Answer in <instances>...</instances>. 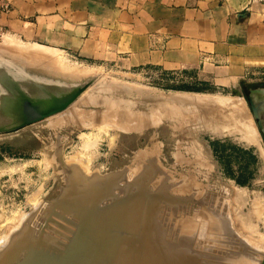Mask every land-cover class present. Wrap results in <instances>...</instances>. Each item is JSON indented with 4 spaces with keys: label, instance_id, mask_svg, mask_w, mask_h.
I'll use <instances>...</instances> for the list:
<instances>
[{
    "label": "rangeland",
    "instance_id": "374dc122",
    "mask_svg": "<svg viewBox=\"0 0 264 264\" xmlns=\"http://www.w3.org/2000/svg\"><path fill=\"white\" fill-rule=\"evenodd\" d=\"M224 197L231 216L264 212V59L83 63L0 32V264H100L104 221L107 248L131 256L122 264H181L172 249L190 211L194 264H239V249L197 234L222 231ZM263 224L255 214L242 232L244 264H264Z\"/></svg>",
    "mask_w": 264,
    "mask_h": 264
},
{
    "label": "crops",
    "instance_id": "0c3cea01",
    "mask_svg": "<svg viewBox=\"0 0 264 264\" xmlns=\"http://www.w3.org/2000/svg\"><path fill=\"white\" fill-rule=\"evenodd\" d=\"M262 0H9L4 36L83 63L264 59Z\"/></svg>",
    "mask_w": 264,
    "mask_h": 264
},
{
    "label": "bare ground",
    "instance_id": "6f19581e",
    "mask_svg": "<svg viewBox=\"0 0 264 264\" xmlns=\"http://www.w3.org/2000/svg\"><path fill=\"white\" fill-rule=\"evenodd\" d=\"M188 101L190 100V99H187ZM187 100L185 99V101L187 102ZM184 101V100H183ZM192 101V100H191ZM190 102V101H189ZM192 103V102H191ZM60 108V107H59ZM23 109V108H22ZM20 113V114H19ZM22 113L23 112H21V110L18 112V114H19V118H21L22 117ZM25 115V113L23 114V116ZM24 118V117H23ZM22 118V119H23ZM202 120V119H201ZM147 124V123H146ZM125 126V125H124ZM153 136H156L155 134H153ZM154 137H152V139H153ZM255 139V138H254ZM253 139V137L251 136V137H249V138H245V140L244 141H246L247 142V140H248V143H249V141H250V143L249 144H252V142L253 141H255ZM156 140V139H155ZM154 140V141H155ZM149 142V144L151 145L152 143L150 142V141H148ZM157 142V141H156ZM155 142V143H156ZM154 143V144H155ZM158 143V142H157ZM151 145V146H156V145ZM156 148H157V146H156ZM156 151V150H155ZM164 153V152H163ZM143 154V153H142ZM152 155V154H151ZM154 156V155H153ZM144 157V156H143ZM141 155H138V154H136L135 156H134V158L136 159V160H143L144 161V158H143ZM151 156L150 155H145V158L146 159H148L149 160V166L150 167H152L154 164H152V161L153 162H155V160L154 159H156L155 157L154 158H150ZM150 158V159H149ZM146 161V160H145ZM127 162V161H126ZM145 165V164H144ZM156 165H157V163H156ZM145 166H143V168H144ZM148 170H150V169H148ZM161 171V170H160ZM145 172H146V170H145ZM149 172V171H148ZM152 172V171H151ZM76 174H78L79 172H78V170H76V172H75ZM150 173V172H149ZM144 176V175H143ZM143 176H141V177H143ZM148 176H149V174H148ZM146 178H147V176H145ZM146 178H145V180H146ZM189 179V178H188ZM190 181V180H189ZM143 183V182H142ZM226 191H224V193H225ZM236 192V191H235ZM235 192L233 193V194H231V201H235V197H237L236 196V194H235ZM142 194V193H141ZM161 195V194H160ZM168 195V194H167ZM227 195V194H226ZM144 196V195H143ZM142 197V196H141ZM162 198V197H161ZM163 199V198H162ZM216 198L214 197V200H215ZM223 199V198H222ZM221 199V202H223V205H224V209H225V212H224V214H223V226H222V231H220V232H217V233H215V232H213V231H209V230H207L208 231V233H205V225H202V226H200L199 227V230L197 231V234L199 235V236H201V237H203L205 234H210L211 236H212V239H210V244H211V246L212 247H214L213 245H219V246H221L220 248H222V247H225V246H227L229 249H230V247H232V248H235L236 247V249L238 250H240L242 253H243V260H241V261H239V264L240 263H242V264H244V260H246V258H247V253H248V250H247V248H248V245H250L249 243H247L245 240L246 239H244L245 238V234L244 233H242L244 230H246L247 228H246V226H247V224H249V223H251V222H253V217L255 216V214H256V219L257 220H262V223H264V219H262L261 218V216H264V212H263V210H261L262 212H260V214H257L256 213V211H255V208L254 207H252V208H250L251 210H250V212H249V210H248V212H245L244 213V211L242 210V208H240L239 206H236L237 208H235V209H237V213L236 212H234V215L233 216H231L230 215V211L232 210L231 209V207H230V205H229V202H231L230 200H227V197H224V199L222 200ZM230 199V198H229ZM242 201V200H241ZM232 202V203H233ZM166 203H168V202H166ZM237 203V202H236ZM153 205V204H152ZM164 205H165V203H164ZM243 205V204H242ZM232 207H233V205H231ZM242 207V206H241ZM130 208V207H129ZM175 208V207H174ZM177 208H178V206H177ZM170 209V208H169ZM173 209V208H172ZM180 209V208H179ZM234 209V208H233ZM235 209H234V211H235ZM154 211H155V209H153ZM165 210H167V209H165ZM126 211H127V209H126ZM129 211H130V209H129ZM233 211V210H232ZM131 212V211H130ZM174 212V211H173ZM180 212H181V210H180ZM154 213V212H153ZM175 213V212H174ZM130 214V213H129ZM187 214H188V211H187ZM130 218H132V217H130ZM130 218H128V219H130ZM191 218H192V214H191V211H190V213H189V220L188 221H186L184 224H183V230H182V232H181V234L179 235V237L177 238V240L175 241V247H174V249H172V252H173V254H174V258H175V260L176 261H178V260H180V263L181 264H194L197 260H198V256L197 257H189V255L190 254H192V252H191V250H190V241H189V237L186 235L187 234V232L186 231H190V230H192L193 229V226L190 224V222H191ZM122 219H124V218H122ZM121 219V220H122ZM120 220V221H121ZM124 221H126L127 223L129 222V220H127V219H124ZM123 221V222H124ZM100 222H102V220L100 221ZM113 222H115L116 223V221H113ZM203 222V221H202ZM104 223H105V221H104ZM104 223H103V225L101 224V226L99 227V230H98V232L96 233L97 234V238L99 239L98 240V245H94V244H96V240H94L95 242H93V245L96 247H94V249H93V251H92V249H91V252L90 253H93V254H95L96 256H99V257H102L101 259H102V261H99V260H97V262L99 261L100 262V264H107V261H108V259H110V264H122V263H124V262H132V261H130L131 260V256L130 257H128V255H127V257H126V254L123 256V257H125V259H123V257H122V261L121 260H119V257H117V255H118V253L116 252L117 250L115 249L116 247H117V245H118V243L116 244V247L115 248H111L112 250H110L109 248H107V247H109V246H107V244H106V242L108 243V244H111V243H109L108 242V239L110 238V239H114V236H112L110 233H111V231L112 232H114V230L113 229H115V228H113V229H111V228H107L106 227V224L104 225ZM117 223H118V220H117ZM131 222H129V225H131L130 224ZM256 223H258L257 221H256ZM98 224V223H97ZM112 224V223H111ZM110 224V225H111ZM121 224V223H120ZM119 224V225H120ZM125 224V223H124ZM123 224V225H124ZM109 224L107 225V226H109V227H112V226H110ZM118 225V224H117ZM127 225V224H126ZM237 225V226H236ZM250 225H253V224H250ZM250 225H249V228H250ZM255 225V224H254ZM264 225V224H263ZM97 226V225H96ZM255 226H258L257 224L255 225ZM255 226H252V230H253V227L255 228ZM114 227H116L115 225H114ZM264 227V226H263ZM98 228V227H97ZM117 228V227H116ZM128 228V227H127ZM257 228V227H256ZM119 229H121V228H119ZM129 229V228H128ZM132 229H133V227H132ZM116 230V229H115ZM123 230V229H122ZM122 230H121V232H122ZM125 230H127V229H125ZM131 230V229H130ZM129 230V232H131ZM254 230H256V229H254ZM117 231H118V229H117ZM135 231V230H134ZM92 232H93V230H92ZM125 232H127L128 233V231H125ZM115 233H116V231L114 232V235H115ZM117 233H120V230L117 232ZM126 233H124V235H125ZM129 235H131L132 234V232H131V234L130 233H128ZM135 234V233H134ZM92 235H94L93 233H92ZM117 235V234H116ZM127 235V234H126ZM126 235L125 236H123V237H126ZM118 236H120V235H118ZM118 236H117V238H116V240L118 239ZM133 236V235H132ZM131 236V237H132ZM88 237L90 238V236L88 235ZM116 237V236H115ZM123 237L122 238H120V239H123ZM89 238H87V239H89ZM128 238H129V236H128ZM133 238V237H132ZM134 238H135V236H134ZM210 238V237H209ZM92 239H94L93 238V236H92ZM109 239V240H110ZM119 239V240H120ZM138 239V238H137ZM200 239V238H199ZM219 239L222 241V243H220V242H218L219 241ZM124 240H125V238H124ZM128 240H130V238L128 239ZM127 240V241H128ZM207 240V239H206ZM209 240V239H208ZM207 240V241H208ZM218 240V241H217ZM264 240V239H263ZM93 241V240H92ZM113 241H115V240H113ZM127 241H125L124 242V245H125V243H127ZM133 241V239H131V242ZM199 241V240H198ZM130 242V243H131ZM209 242V241H208ZM90 243H91V241H90ZM116 243V242H115ZM120 243H121V241H120ZM154 243V242H153ZM195 243H196V241H195ZM200 243V242H199ZM201 243H202V241H201ZM89 244V243H88ZM129 244V243H128ZM128 244H126V245H128ZM203 244H206L205 242H203ZM90 245V244H89ZM91 245H92V243H91ZM90 245V246H91ZM119 245H121V244H119ZM131 245V244H130ZM154 245V244H153ZM195 245V244H194ZM199 246H200V244H198ZM197 245V246H198ZM123 246V245H122ZM198 246V247H199ZM205 246H207V245H205ZM92 247V248H93ZM119 247V246H118ZM139 247V246H138ZM162 247V246H161ZM210 247V246H209ZM120 248V247H119ZM207 248H208V246H207ZM216 248V247H215ZM96 249V250H95ZM124 249H126L125 248V246H124ZM142 249V248H141ZM152 249H153V246H152ZM163 249V248H162ZM168 249H170V248H168ZM203 249V248H202ZM210 249H211V247H210ZM209 249V250H210ZM226 249V248H225ZM128 251H129V249H127ZM143 250V249H142ZM146 250V249H145ZM200 250H201V246H200ZM204 251H208V250H205V247H204V249H203ZM217 250H219V248L217 249ZM237 250H235V252H233V253H230V250H229V252L227 251V252H222V254L223 255H232V254H236V252H237ZM238 250V251H239ZM153 251V250H152ZM151 251V252H152ZM211 251V250H210ZM209 251V252H210ZM95 252V253H94ZM146 252V251H145ZM164 252H165V250H164ZM220 252V251H219ZM260 252V251H259ZM116 253H117V255H116ZM125 253V252H124ZM156 253V252H155ZM151 256L150 257H152V255H155V254H152V253H149ZM158 255H159V253H158ZM171 255V254H170ZM170 255L169 256H167V255H165V256H167L168 258H166V259H169L170 258ZM92 256V255H91ZM91 256H88V259H89V257H90V259L88 260V262L89 261H91L92 259H91ZM92 257H94V256H92ZM134 257H137V256H134ZM155 257H157V256H155ZM159 257V256H158ZM94 258H96V257H94ZM104 258V259H103ZM140 258V257H139ZM201 258H204L203 256L201 257ZM218 257H216L215 259H217ZM100 259V258H99ZM100 259V260H101ZM142 258H140V260H141ZM158 259V258H157ZM165 259V258H164ZM165 259V260H166ZM93 260H95V259H93ZM141 261H143V259L141 260ZM144 261H145V259H144ZM152 261V263H154L155 261H156V258H154V257H152V260L150 259L149 260V262H151ZM157 261H159V259L157 260ZM157 261H156V264H157ZM161 261V260H160ZM158 262V264L160 263L161 264V262ZM170 261V260H169ZM87 262V261H86ZM91 262H93V261H91ZM98 262V263H99ZM145 262H147V261H145ZM172 261H170V262H168V260H167V263H171ZM263 262V260H261V262L260 263H262ZM134 263H138L137 262V260H135V262ZM148 263V262H147ZM165 263V262H164ZM166 263V264H167ZM87 264H90V263H87ZM95 264H97V263H95ZM172 264V263H171Z\"/></svg>",
    "mask_w": 264,
    "mask_h": 264
},
{
    "label": "built area",
    "instance_id": "2783aa9c",
    "mask_svg": "<svg viewBox=\"0 0 264 264\" xmlns=\"http://www.w3.org/2000/svg\"><path fill=\"white\" fill-rule=\"evenodd\" d=\"M10 9L11 5L9 0H0V15L8 13Z\"/></svg>",
    "mask_w": 264,
    "mask_h": 264
},
{
    "label": "water",
    "instance_id": "95a60500",
    "mask_svg": "<svg viewBox=\"0 0 264 264\" xmlns=\"http://www.w3.org/2000/svg\"><path fill=\"white\" fill-rule=\"evenodd\" d=\"M13 124H16V123H13Z\"/></svg>",
    "mask_w": 264,
    "mask_h": 264
}]
</instances>
